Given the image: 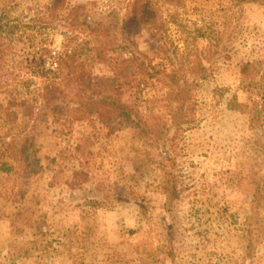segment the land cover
Here are the masks:
<instances>
[{
	"label": "rangeland",
	"instance_id": "rangeland-1",
	"mask_svg": "<svg viewBox=\"0 0 264 264\" xmlns=\"http://www.w3.org/2000/svg\"><path fill=\"white\" fill-rule=\"evenodd\" d=\"M49 1L0 0V16L15 3L22 6L13 19L41 12ZM147 3L169 41L188 47L209 76L195 88L192 124L172 131L166 146L130 128L108 135L96 123L95 145L80 154L92 176L82 187L72 186L80 167L70 146L43 125L32 133L26 34L0 41V264H264V125L230 106L235 96L247 102L242 84L264 72V0H65L62 14L85 6L92 21L107 23L113 9L128 20ZM63 33L49 34L56 51ZM136 40L146 52L155 46L146 31ZM23 146L40 170L22 178L3 172ZM164 164L178 182L174 204Z\"/></svg>",
	"mask_w": 264,
	"mask_h": 264
},
{
	"label": "trees",
	"instance_id": "trees-1",
	"mask_svg": "<svg viewBox=\"0 0 264 264\" xmlns=\"http://www.w3.org/2000/svg\"><path fill=\"white\" fill-rule=\"evenodd\" d=\"M64 5L65 0H50L43 11L30 8L28 15L18 19H13V13L22 5L9 6L0 16V41L4 36L26 34V63L35 88L28 107L24 100L16 103L29 110L32 133L43 125L70 146L80 167L72 183L77 188L92 179L90 160L80 154L89 156L90 147L95 145L96 123L106 128L108 135L130 128L137 139L160 141L166 146L172 131H184L192 124L195 88L209 75L198 56L191 59L188 47L181 50L169 41L164 24L149 3L136 8L128 20L115 8L107 23L92 21L85 6L62 14ZM172 22L177 24L176 19ZM59 28H63L64 42L56 51L49 34ZM143 31L155 42L148 52L136 40ZM242 89L248 95L247 102L240 103L235 96L231 109L249 113L252 126L264 125V72L259 80L242 84ZM67 96L72 104H58ZM30 149L20 147L15 163L3 161L1 170H16L19 178L37 173L40 161ZM162 169L164 191L169 203L174 204L180 199L177 179L172 166L164 164ZM261 196L256 183L254 203L260 205ZM93 202L102 203L99 199Z\"/></svg>",
	"mask_w": 264,
	"mask_h": 264
}]
</instances>
